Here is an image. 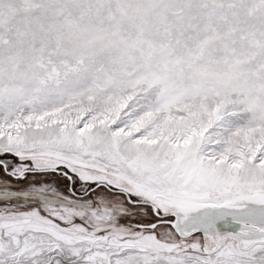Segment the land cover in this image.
Masks as SVG:
<instances>
[{
    "label": "snow or ice",
    "instance_id": "obj_1",
    "mask_svg": "<svg viewBox=\"0 0 264 264\" xmlns=\"http://www.w3.org/2000/svg\"><path fill=\"white\" fill-rule=\"evenodd\" d=\"M0 264H264V0H0Z\"/></svg>",
    "mask_w": 264,
    "mask_h": 264
}]
</instances>
